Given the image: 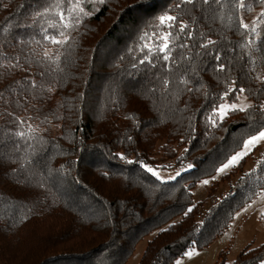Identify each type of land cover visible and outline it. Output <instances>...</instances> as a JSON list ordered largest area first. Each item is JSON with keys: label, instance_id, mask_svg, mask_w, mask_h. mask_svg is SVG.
I'll return each mask as SVG.
<instances>
[{"label": "trees", "instance_id": "1", "mask_svg": "<svg viewBox=\"0 0 264 264\" xmlns=\"http://www.w3.org/2000/svg\"><path fill=\"white\" fill-rule=\"evenodd\" d=\"M55 3L0 0V264H125L154 231L137 264H173L207 246L264 188L263 152L202 215L192 193L206 166L264 126V83L256 78H264V47L253 54V71L239 26L241 18L255 22L264 37V5L81 0L88 15L77 13L61 47L45 39L57 34L48 23L58 17L37 16ZM164 13L180 17L192 38L177 39L175 63L140 64L143 45L153 42L141 37L163 30ZM208 40L216 43L200 47ZM46 52H59V68ZM241 87L245 93L225 97ZM239 95L252 107L220 121L218 105ZM244 160L221 179L243 170ZM148 168L179 175L162 180ZM261 261L264 241L230 263L221 250L215 264Z\"/></svg>", "mask_w": 264, "mask_h": 264}, {"label": "snow or ice", "instance_id": "2", "mask_svg": "<svg viewBox=\"0 0 264 264\" xmlns=\"http://www.w3.org/2000/svg\"><path fill=\"white\" fill-rule=\"evenodd\" d=\"M67 3V7H62V5ZM104 0H99V3H103ZM142 3H147L148 0H141ZM198 0H181V5H193L195 7ZM203 5H210L216 4L223 9L226 3H234L238 9H245L247 5L245 0H199ZM261 5H264V0H258ZM180 5H177L179 7ZM80 13L82 15H88V13L84 12L83 7H81V0H56L55 3V10L52 8H46L43 12H38L37 16H46V15H55L58 17V21L53 23L49 21L48 27L55 29V35L48 34L45 35V39L49 41L51 44H56L61 47L67 45L69 40L71 39V31L75 30L77 27L78 22L81 19ZM222 20L224 19L223 15L220 17ZM159 21L158 27H161L163 30L157 33H154L152 36H149L147 33L141 39H148L153 41L152 43H145L143 45V58L139 60L140 64L145 63H153L155 58H160L165 62L172 61L175 63L172 57V50L176 47L177 39L182 37H187V39L192 38V31L189 29V26L182 22L181 18L178 16L169 15L168 13H164L157 17ZM231 20V16L228 17ZM257 21L259 24H264V12H261L257 17ZM239 26L244 31L241 33L242 36H245V42L241 44V47L247 50V54L253 66V71H255L256 59L254 58L253 54L257 51L261 50V47H264V37L261 36V33L257 30L258 24L253 23V25H249L244 23L243 18L239 21ZM47 32V29H45ZM250 37V38H249ZM216 42L212 40H208L206 44H201L200 47L207 49L209 45H214ZM187 44H180L179 47H187ZM44 58L47 62L54 64L59 68L60 63V54L57 52L55 56L50 55L49 53L44 54ZM217 60H220V56H216ZM219 71L224 70V65L220 64L218 67ZM257 79H260L262 83H264V78L257 75ZM182 83H187L186 80H182ZM164 85L167 86L170 82L169 80H164ZM235 83V82H233ZM35 83L33 82V87H35ZM244 88H229L228 91L225 93V97H227L230 93H238L243 94L245 93ZM246 99V98H245ZM252 105L247 103H240L237 104L235 102L231 104H220L218 105L216 115L219 117L220 121H223L226 116L230 112L235 111H247L250 109ZM261 110H264V105H261ZM215 124V121H213ZM34 131V130H33ZM19 136L24 137L26 133L23 131L18 133ZM264 141V126H262L254 135H251L243 144V151L237 153L236 155L232 156L228 163L224 164L223 167L218 169V171L223 172L230 166H234L238 163L244 156H246L252 148L257 145L259 142ZM123 158V157H122ZM149 172H152L153 175H156L159 178L158 173L152 169H147ZM179 175V173H177ZM174 178V177H173ZM204 183H208V181H204ZM192 209H188L191 212ZM187 214V213H186ZM194 254V250L189 251L186 253L187 256L191 257ZM179 264V261L177 262ZM261 264H264V261H261Z\"/></svg>", "mask_w": 264, "mask_h": 264}, {"label": "rangeland", "instance_id": "3", "mask_svg": "<svg viewBox=\"0 0 264 264\" xmlns=\"http://www.w3.org/2000/svg\"><path fill=\"white\" fill-rule=\"evenodd\" d=\"M246 98V99H245ZM237 104L247 103L251 101L245 95H239L236 101ZM231 102V103H233ZM224 101L223 104H231ZM249 138V137H248ZM247 138V139H248ZM245 139L244 141H246ZM244 144V142H243ZM242 146L235 152L231 153L226 160L219 165L211 167L206 166L200 177L192 189L193 199L197 203L199 214L202 215L204 211L211 205L212 202L221 198L230 188V185L237 179L243 171L250 170L256 163V159L264 152V141L255 145L252 150L243 158V170L236 175L231 176L228 180H222L221 177L225 173L236 166H230L223 172L218 171L224 164L228 163L229 159L237 153L243 151ZM159 179L167 180L177 175V171L173 169H154ZM206 171V172H205ZM156 176V175H155ZM157 177V176H156ZM158 178V177H157ZM208 181V183H204ZM155 234L151 232L144 236L136 245L133 253L125 262V264H137L147 241ZM264 241V188H262L250 201L238 209L227 228L219 235H217L207 246L197 248L195 246L189 248L182 256L178 257L173 264H215L219 251L226 252L227 262L230 263L237 255V253L247 244L257 246ZM194 250V254L189 257L187 252ZM261 264V263H260Z\"/></svg>", "mask_w": 264, "mask_h": 264}]
</instances>
